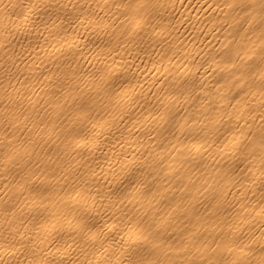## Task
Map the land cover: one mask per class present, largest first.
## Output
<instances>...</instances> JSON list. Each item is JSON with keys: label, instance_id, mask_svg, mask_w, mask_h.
Here are the masks:
<instances>
[{"label": "bare ground", "instance_id": "bare-ground-1", "mask_svg": "<svg viewBox=\"0 0 264 264\" xmlns=\"http://www.w3.org/2000/svg\"><path fill=\"white\" fill-rule=\"evenodd\" d=\"M0 264H264V0H0Z\"/></svg>", "mask_w": 264, "mask_h": 264}]
</instances>
